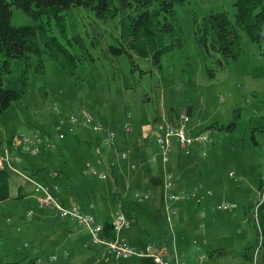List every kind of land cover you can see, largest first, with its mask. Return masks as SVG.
I'll return each instance as SVG.
<instances>
[{
  "label": "rangeland",
  "instance_id": "rangeland-1",
  "mask_svg": "<svg viewBox=\"0 0 264 264\" xmlns=\"http://www.w3.org/2000/svg\"><path fill=\"white\" fill-rule=\"evenodd\" d=\"M177 9L185 43L163 56L162 68L137 56L134 63L138 66L125 54L113 59L100 46L92 45L88 32L100 28L106 40H111L117 33L116 20L100 19L83 8L67 12V34L84 35L91 54L81 55L74 73L63 71L48 57L46 73L32 72L28 95L0 117L1 132H39V153L27 145L20 146L21 154L28 156L29 165L36 171L29 174L48 185L66 205H83L81 188H93L96 197L108 195L111 203L104 198L101 201L105 205L101 206L96 198L97 208L87 209L98 219L119 208L128 211L133 216V227L124 234L128 242L168 239L177 232L179 237L186 236L193 258L194 253L206 254L202 264H264V249L258 248L257 226L250 218L255 215L258 174L264 166V40L255 42L243 32L239 58L210 77L207 65L212 58L195 39L194 16L200 19L211 10H226L234 18L235 0H187ZM29 21L27 13L13 8V23ZM54 32L58 33L55 27ZM82 103L100 121V129L85 124L82 116L76 123L67 120ZM129 111L132 126L126 129L123 121ZM182 112L190 115L194 126L204 128L209 139L197 143L191 154L174 147L164 161L163 149L152 130L159 122L157 118L164 121L161 117ZM59 118L66 122L59 124ZM232 120L236 121L233 130L209 127L212 121L226 125ZM107 129L117 132L109 146L103 142ZM51 142H55L53 147ZM124 150L128 151L126 157L121 156ZM91 165L105 169L108 176L100 179L87 172ZM167 173L172 174L173 183L174 179L177 183L187 181V186L203 182L216 195L207 197L201 206L182 203L186 209L172 213L168 205L173 202L168 201L162 181ZM157 174L161 181L151 179ZM10 181L13 198L9 199V221L0 209V225L6 236L0 241L3 264L139 263L140 257H119L106 245H94L86 226L54 208L41 207L29 180L13 172ZM19 189L24 195L16 198ZM135 192L149 196L139 202L133 197ZM222 202H229L231 209L217 208ZM178 217L187 219V225L175 226ZM79 226L89 236L84 232L77 245L67 232H76ZM64 248L71 252V258L50 259L52 253ZM215 249L219 251L210 255Z\"/></svg>",
  "mask_w": 264,
  "mask_h": 264
},
{
  "label": "trees",
  "instance_id": "trees-1",
  "mask_svg": "<svg viewBox=\"0 0 264 264\" xmlns=\"http://www.w3.org/2000/svg\"><path fill=\"white\" fill-rule=\"evenodd\" d=\"M186 1L0 0V117L28 95L32 72L38 75L46 73L48 57L56 61L63 71L74 73L79 69L81 55L91 54L84 35L67 34L66 13L73 8L86 9L103 20H116L117 33L111 35V40H106L100 28L94 33L88 32L92 45L100 46L113 59L125 54L132 65L138 66L134 63L137 56L147 58L162 68L163 56L184 46L183 26L177 7ZM235 6L234 18L226 10H211L200 19L194 16L195 39L205 55L212 58L211 64L207 65L210 77L239 58L243 32L255 42L264 40V0H235ZM14 7L27 13L30 21L13 23ZM54 27L58 33L54 32ZM76 46L79 49H74ZM235 124V120L226 125L212 121L209 127L233 130ZM15 134L3 135L0 129V152L5 144H10ZM13 172L8 166H0V204L11 197ZM22 195L19 189L15 197ZM250 218L257 226L260 249H264V200L258 207L257 218L253 214ZM103 226V234L113 236L111 220L105 219ZM5 238L4 227L0 225V241ZM216 251L218 249L209 253L213 255ZM33 261L31 259V263ZM139 264L158 263L145 256L141 257Z\"/></svg>",
  "mask_w": 264,
  "mask_h": 264
},
{
  "label": "built area",
  "instance_id": "built-area-1",
  "mask_svg": "<svg viewBox=\"0 0 264 264\" xmlns=\"http://www.w3.org/2000/svg\"><path fill=\"white\" fill-rule=\"evenodd\" d=\"M82 116V120L85 124L90 125L93 129H100L102 124L100 121L96 120L94 114L85 106L81 105L77 108L76 112L70 113L67 120L76 123L79 117ZM132 113L129 111L126 113L125 119L123 121V126L126 129H130L132 126ZM190 115L186 112H182L178 115L175 122H167L158 124L152 132L156 138L157 143L161 147L163 153L164 161L168 160L169 151L174 149V147H180L185 150L186 153L191 152V148L196 143H204L209 139V134L206 130L199 128L198 126H190ZM59 124L66 122L65 118H59ZM62 137L63 134L60 133ZM42 135L34 130L29 133H18L15 134L10 144H6L0 152V166H8L13 171L17 172L23 178L29 180L33 184L34 195L36 201L41 207H51L56 209L62 216L69 217L75 222L86 226L92 237V242L94 245H103L109 247L117 256L119 257H151L158 264H186L183 259L180 258V251L176 246L169 247L166 244L155 245L153 243H146L144 246L130 244L121 238V233L124 229L129 228L132 225V219L130 216L122 209H117L111 219L113 236H108L103 234L104 226L103 222H100L96 217L87 211H84L77 203H72L69 205L61 203V201L53 194L51 188L38 181L36 178L30 174L23 171L14 163V156L12 151L19 149L21 145H27L32 148L34 153H39L41 151V139ZM117 138V132L112 129H107L104 136L103 142L106 146L114 143ZM55 142L49 143V146L53 147ZM128 151L124 150L121 152L122 157H126ZM156 161V158H154ZM91 165L87 172L95 174L100 179H105L108 173L103 168H94ZM134 166V165H132ZM164 186L166 188V196L168 201L175 203L179 200H205L207 197L212 196L214 191L212 188H205L202 183H197L186 190H176L173 183V176L171 173H167L162 179ZM257 199L254 203L255 208V219L258 214V207L260 203L264 200V170L259 174V185L256 190ZM135 198L140 202L146 199L149 194L135 192ZM219 209H231V204L229 202L216 204ZM168 207H170L168 205ZM172 213H177V207H170ZM28 215L33 212L29 210ZM261 240V239H260ZM260 243V241H259ZM260 245L258 246V248ZM59 257L69 258V252L66 249L58 253H52L50 255L51 260H57ZM205 254H200L201 260L205 258Z\"/></svg>",
  "mask_w": 264,
  "mask_h": 264
},
{
  "label": "crops",
  "instance_id": "crops-1",
  "mask_svg": "<svg viewBox=\"0 0 264 264\" xmlns=\"http://www.w3.org/2000/svg\"><path fill=\"white\" fill-rule=\"evenodd\" d=\"M178 114L179 113H177V114H174V115H166V116H163V117H161V119H163L164 121H162V120H160L159 118H157L158 120H159V122L157 123V125L158 124H160V123H167V122H175L176 120H177V117H178ZM155 119H156V117H155ZM156 125V126H157ZM155 126V127H156ZM190 126L191 127H193L194 125L192 124V123H190ZM196 126H198L199 127V125L197 124ZM200 128V127H199ZM5 134H9L8 132H5ZM156 142V141H155ZM157 144V143H156ZM6 145V144H5ZM197 146V143L196 144H194L193 145V147L191 148V152L189 153V154H191L192 153V151L194 150V148ZM158 147V146H157ZM181 150H182V148H180ZM12 154L14 155V156H16V158H14V163L18 166V167H20L23 171H25L26 173H32V174H34V172H36L32 167H31V165H29L30 163H29V161H28V156L26 155V156H23L22 154H21V148L20 149H15V150H13L12 151ZM147 155V154H146ZM149 156V155H148ZM150 156H151V154H150ZM28 169L30 170V171H28ZM264 170V166L262 167V169L260 170V172H259V174L262 172ZM259 174H258V176H259ZM19 175V174H18ZM19 176H21V175H19ZM155 177H153V176H151V179L152 180H159V181H161V177H160V179H159V176H158V174L157 175H154ZM175 181V179H174V187H175V189L176 190H186V189H188V188H190L191 186H193L194 184H197V183H202L203 185H205V183H203V182H196V183H193L191 186H187V181L186 182H184V183H182V181H181V179L178 181V183ZM69 188H70V186H68ZM206 187V186H205ZM209 188H211V187H209ZM93 192H94V189L92 188L91 189ZM91 190H88V189H80V191H79V194L81 195V198L83 199V205H81L80 203H77L84 211H87V212H90V213H92L90 210H88L89 208L90 209H96L97 208V206L98 205H96V198H99V201L102 203V205L101 206H104L105 205V202L104 201H101V199H106V202H110L111 203V200H110V197L107 195V196H101V197H96V196H94L93 195V193L91 192ZM94 194L96 195V193L94 192ZM24 195V194H23ZM32 195L34 196V198H35V195H34V190H33V193H32ZM216 195V193L214 194V196ZM213 196V197H214ZM134 197V199L136 200V198H135V196H133ZM13 198V197H12ZM12 198H8V199H6V200H4L1 204H0V209H2L3 210V212H2V214H4V216H6L7 217V219H6V221H9V217H8V215H7V213L8 214H10V213H12V209H11V202H10V200L9 199H12ZM212 198V197H211ZM59 199V198H58ZM206 199H208V198H206ZM205 199V200H206ZM35 200H36V198H35ZM7 201H9V202H7ZM204 201L203 200H195V199H193V200H189V201H186V200H179V201H176L175 203H171L170 204V207H177V209H178V212L177 213H180L181 212V210H184V209H186V207L185 208H182V206L184 205V204H182V203H185V204H188V203H191V204H197V206H201L202 205V203H203ZM70 203H68L67 205H69ZM72 204V203H71ZM88 208V209H87ZM119 209H122V208H119ZM7 210H9L10 212H6ZM117 210V209H116ZM115 210V211H116ZM123 210V209H122ZM114 211V212H115ZM114 212H111V213H106V216H104V218L103 219H98L95 215H94V213H92L95 217H96V219L98 220V221H100V222H103V221H105V219H112V217H113V214H114ZM127 213H128V215L129 216H131L130 218L132 219V221H133V216L128 212V211H126ZM66 219V218H65ZM66 220H68L69 221V219H66ZM70 223H71V225H74V224H76L75 222H71V221H69ZM181 223H184L185 224V226L187 225V219H185V220H182L181 218H177L176 219V222H175V226H180V224ZM78 225V224H77ZM80 228L76 231V232H73V231H68L67 232V235H69L70 236V238H71V241H73V243H75V244H77V245H79V243H81V240H83V234H84V232L87 234V236H89L88 235V231L84 228V227H82V226H79ZM133 227V222H132V225L129 227V228H127V229H124L123 231H122V233H121V238L124 240V241H126L127 243H130V244H136V245H140V246H144L146 243H153V244H155V245H160V244H166V245H168L169 247H174V246H176L177 248H178V250L180 251V258L181 259H183L184 260V262H186V264H202V262H203V260L206 258H203L202 260H201V258H200V254L202 255V254H204V253H201V252H198V253H194V258L191 256V253H190V251H189V246L188 245H190V244H188L185 240H186V236L185 235H181L180 237L177 235V232L176 233H174L173 234V236L172 237H170V238H168V239H166V238H161V239H159L158 241H139L138 243H132V242H128V240H127V238L124 236V234L128 231V230H130L131 228ZM176 231H177V229H176ZM96 246H98V245H96ZM102 246H100L99 248H101ZM105 248V247H104ZM64 249H66V250H68L67 248H64ZM63 250V249H62ZM61 251V250H60ZM218 251H219V249H218ZM68 252H69V258H71V252L68 250ZM215 253H217V251L215 252ZM214 253V254H215ZM205 256H206V254H205ZM132 257V256H131ZM138 257V256H137ZM69 258H67V259H69ZM130 258V257H129ZM63 259H65L64 257H63ZM139 259H141V258H139ZM66 260V259H65ZM139 264V263H138Z\"/></svg>",
  "mask_w": 264,
  "mask_h": 264
}]
</instances>
